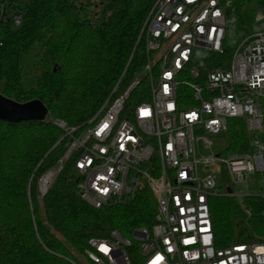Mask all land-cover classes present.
<instances>
[{
  "label": "built area",
  "instance_id": "1",
  "mask_svg": "<svg viewBox=\"0 0 264 264\" xmlns=\"http://www.w3.org/2000/svg\"><path fill=\"white\" fill-rule=\"evenodd\" d=\"M0 21L22 25L19 0H0ZM238 22L234 0H155L139 36L147 56L142 71L121 92L120 78L83 125L53 120L68 137L56 172L74 156L86 202L100 208L146 189L156 202L152 226L135 227L128 237L114 229L90 238L83 254L93 264H264V239L217 243L210 204L218 195L240 203L247 196L264 199V142L252 139L264 131V11L255 10L253 28L227 66L219 65L226 62L227 32ZM144 78L149 88L133 100ZM231 118L245 119L249 150L228 146L224 157L213 150L212 136L224 134ZM219 171L230 179L225 192ZM44 176L41 195L48 189L41 187Z\"/></svg>",
  "mask_w": 264,
  "mask_h": 264
},
{
  "label": "trees",
  "instance_id": "2",
  "mask_svg": "<svg viewBox=\"0 0 264 264\" xmlns=\"http://www.w3.org/2000/svg\"><path fill=\"white\" fill-rule=\"evenodd\" d=\"M154 1L98 0L90 14L81 0H19L22 25L0 21V92L18 102L40 99L49 110L43 122L0 120V264H82L72 249L83 253L90 238H106L114 229L128 237L135 227L155 222L156 202L147 189L100 208L86 202L74 156L53 175L47 192L39 191L40 179L59 169L67 150L68 137L53 120L83 125L120 78L121 92L142 71L147 56L139 36ZM234 3L239 22L227 32L226 62L219 65L227 66L253 28L255 10L264 11V0ZM35 46L38 73L25 86L27 56ZM148 88L144 78L133 100ZM224 134L230 150H249L245 119L231 118ZM210 204L219 245L264 239L263 198L247 196L240 203L218 195Z\"/></svg>",
  "mask_w": 264,
  "mask_h": 264
},
{
  "label": "rangeland",
  "instance_id": "3",
  "mask_svg": "<svg viewBox=\"0 0 264 264\" xmlns=\"http://www.w3.org/2000/svg\"><path fill=\"white\" fill-rule=\"evenodd\" d=\"M83 1L84 4H87L88 7V11L90 12V14L94 11H96L95 6L93 5V3L97 2L98 0H81ZM149 14V13H148ZM148 16V15H147ZM146 16V18H147ZM146 20V19H145ZM145 22V21H144ZM37 46H35L32 50L31 53L27 56V61H26V67H25V75L23 77V82L25 86H29L33 83L34 81V76L38 73V71L35 69L33 62H34V58H35V53L37 52ZM163 53V50L154 52L152 54V60L155 62L157 56H161ZM0 85V89H1ZM258 138L261 142H264V131L261 132H257L256 135L252 136V139L254 140L255 138ZM212 140H213V150L216 153H221L222 156L224 157H229V150H228V137L225 134H218L215 136H212ZM216 168V166H207L204 168V170L206 171H214ZM220 168V167H219ZM253 178V177H251ZM251 183H253L252 188L257 190L259 194H263V189L261 188V182L255 178H253V180H251ZM218 184L222 187V191L225 192L227 191V187L230 184V179L229 176L225 173H223L222 171H219V179H218ZM243 190H246L245 188H243ZM73 253L75 254V256L77 257V259L82 263V264H93L92 262H90L87 257L80 251H78L77 249H72Z\"/></svg>",
  "mask_w": 264,
  "mask_h": 264
},
{
  "label": "water",
  "instance_id": "4",
  "mask_svg": "<svg viewBox=\"0 0 264 264\" xmlns=\"http://www.w3.org/2000/svg\"><path fill=\"white\" fill-rule=\"evenodd\" d=\"M48 115V107L40 99L36 98L26 102H18L0 92V120L10 123H20L24 121L43 122L47 119ZM50 172L54 175L56 169H52ZM50 181L48 182V186ZM228 191L230 192L231 188H229Z\"/></svg>",
  "mask_w": 264,
  "mask_h": 264
},
{
  "label": "bare ground",
  "instance_id": "5",
  "mask_svg": "<svg viewBox=\"0 0 264 264\" xmlns=\"http://www.w3.org/2000/svg\"><path fill=\"white\" fill-rule=\"evenodd\" d=\"M51 177H52V172H50L49 174L44 176V178L42 179L41 187H42L43 190L47 187L48 182L50 181Z\"/></svg>",
  "mask_w": 264,
  "mask_h": 264
},
{
  "label": "snow or ice",
  "instance_id": "6",
  "mask_svg": "<svg viewBox=\"0 0 264 264\" xmlns=\"http://www.w3.org/2000/svg\"><path fill=\"white\" fill-rule=\"evenodd\" d=\"M104 191H107V190L105 189ZM101 248H102V250H103V251H105V252H107V251H108V249H107V248H105L104 246H101ZM157 259H160V258L158 257Z\"/></svg>",
  "mask_w": 264,
  "mask_h": 264
}]
</instances>
